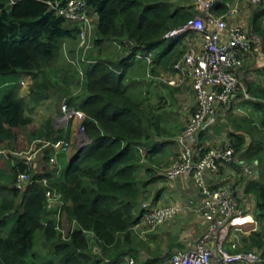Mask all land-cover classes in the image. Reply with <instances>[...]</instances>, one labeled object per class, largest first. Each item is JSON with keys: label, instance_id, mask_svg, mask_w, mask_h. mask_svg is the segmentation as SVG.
I'll list each match as a JSON object with an SVG mask.
<instances>
[{"label": "trees", "instance_id": "obj_1", "mask_svg": "<svg viewBox=\"0 0 264 264\" xmlns=\"http://www.w3.org/2000/svg\"><path fill=\"white\" fill-rule=\"evenodd\" d=\"M5 1L0 0V84H5L7 92L0 96V135L11 128L27 126L31 121L23 111L22 101L17 99L12 91V82L16 80L17 75L29 74L38 68H48L55 61L62 41L76 39L77 34V27L49 10L48 2L56 0H10L9 5H6ZM171 1L87 0V4L97 16L93 31V34L97 35V39L94 38L96 45L105 40L126 38L136 43V49H132L129 56L117 62V67H121L119 73L112 71L110 64L103 61L95 62L85 69V80L81 85L83 95H69L67 103L85 114L83 126L89 142L71 162L66 160L65 156L57 155L59 164L64 163L63 169L58 165L52 173L34 175L38 179L49 178L55 176L58 170V176L50 186L62 194L66 203L64 210L77 222L79 228L72 232L67 242H62L52 228L44 227L43 199L46 187L41 183H34L20 195L16 211L13 217L8 219L11 220L12 226L7 235H0V264H35L31 259L39 257L32 252L33 238L39 230L42 234L51 233V238H47L46 243L60 255L57 263L44 261L41 264H126L130 258H136L140 241H136L132 236L131 228L139 223L144 211L139 207L141 189L152 181L154 174L152 162L146 163L158 153L163 143L149 140L148 116L142 113L134 102L122 98L125 90L120 89L121 75L134 64L139 51H153V62H159L179 44L181 37L163 36L183 25L193 16L194 10L189 4L176 5ZM226 1L229 0H216L212 11L219 14L225 11ZM263 23L264 5H258L252 11L246 28L255 37L263 39ZM187 34L195 35L193 30H189L182 36ZM164 43L166 47L157 51ZM51 74H45L47 80L42 84L44 91L38 92L39 95L33 94L37 102L48 96L45 92L49 86L56 91L65 89L55 78H51ZM30 94L32 96L31 91ZM253 96L264 98V90L254 91ZM79 97L81 100L76 102L75 99ZM238 106L248 107L252 113L257 109L262 113L259 126L254 124L252 117L246 114L243 116L247 131L254 137L257 133L259 135L243 154L246 157L258 156L261 161L260 179L248 182L245 192L252 193L255 198L254 218L264 233V105L249 99L242 100ZM226 110L229 115L233 113L232 106ZM231 121L235 127L241 126V121ZM65 135H58L51 141L63 139ZM46 136L47 131L39 128L36 138ZM233 141L231 144L236 150H241L242 139L236 137ZM47 151L52 154L51 149ZM8 155V159H12L13 165L9 164L14 173L24 169L23 164L17 162V158ZM100 156L102 157L98 160ZM88 158L94 161L88 168L82 167L81 161ZM138 163L144 166L142 174L147 178H137ZM111 170V188L104 191L96 190L95 187L86 188L85 178L96 185H103L108 182ZM55 186H58V189ZM9 189L13 196L19 195L15 188ZM129 229L131 231L125 233ZM83 230L92 232L94 238H87ZM95 245L101 253L100 256L92 251ZM238 250L243 249L240 247L233 251Z\"/></svg>", "mask_w": 264, "mask_h": 264}, {"label": "built area", "instance_id": "obj_2", "mask_svg": "<svg viewBox=\"0 0 264 264\" xmlns=\"http://www.w3.org/2000/svg\"><path fill=\"white\" fill-rule=\"evenodd\" d=\"M216 0H194L200 13H195L180 27L164 34V38L181 35L193 30L198 37L197 43L191 44L185 53L173 64L174 77L169 80L172 86H182L189 83L195 94V109L183 126L181 134L175 137L178 154L171 165L163 169L166 178L172 180L181 174H191L199 189L200 200L198 209L202 219L207 223L206 230L190 248L175 250L169 258V264H257L260 255L256 250H238L239 236L261 230V227L251 214L253 210L243 207L237 200V195L230 182L210 185L207 176L217 174L221 167L231 166L236 172L240 168L245 176V186L259 177L260 168L255 158L244 161L232 144L204 148L198 143V134L206 127L207 120L214 117L216 107L227 109L232 102L250 99L243 81L238 76L242 69L243 58L253 50L256 42L254 35L246 27L236 22L228 21L237 16L243 3L250 6L264 5V0H229L225 2L226 10L222 13L212 11ZM49 10L56 16L77 27L76 47L74 57L66 55L67 62L73 67L79 78L83 76L82 63L85 55L94 46L92 34L95 28L96 15L87 0H56L48 2ZM93 14V15H92ZM136 47V43H133ZM136 49V48H135ZM139 51V50H138ZM140 52V51H139ZM143 55V54H142ZM150 55V53H148ZM136 57L141 58L137 53ZM147 59L148 56H146ZM242 113L240 110H236ZM85 114L63 103L60 115L55 124L58 127L75 124L79 133H84ZM41 143L33 147L34 143ZM72 143L64 139L54 141L33 140L25 151L6 150L0 147V155L8 158V154L22 163L23 170L15 171L13 187L19 192L24 191L34 183H41L44 190L43 205L45 218L44 227H50L60 232L63 239L70 238L76 229L75 221H70L72 232L64 234V218L66 212L62 194L50 186L58 176V170L53 177L36 178L30 175L36 159L42 149L52 150L51 156L56 160L59 152L71 149ZM234 166V167H232ZM144 209L142 219L150 228L171 220L176 216L180 207L176 203L151 206L142 203ZM243 227L247 228L243 231ZM96 246H93V251ZM132 260L128 261L132 264Z\"/></svg>", "mask_w": 264, "mask_h": 264}, {"label": "rangeland", "instance_id": "obj_3", "mask_svg": "<svg viewBox=\"0 0 264 264\" xmlns=\"http://www.w3.org/2000/svg\"><path fill=\"white\" fill-rule=\"evenodd\" d=\"M10 0H6V5H9ZM174 4H189L192 6V0H172ZM173 4V5H174ZM198 13L197 11H193V14ZM93 15V14H92ZM264 28V23H263ZM185 34V33H183ZM174 35L169 38L181 37L180 42L175 48L170 52V54L166 57H163L159 60V62H153L155 53L153 51L146 52L140 51L139 54H143L141 58L136 57L134 64L131 65L125 73H123L120 89L125 90V94L122 95L124 100H129L134 102L137 107H140L139 110L148 116L149 120L147 122L148 125V138L150 141H157L163 143V147L148 161L149 164L152 162L153 165L162 162L165 165L160 164V168L163 169L166 166L172 164L178 154V148L175 144V137L178 134H181L183 130L182 121L185 124L189 116L193 113L195 109V94L189 88L183 86H172L168 82L171 80L175 71L173 70V64L181 58V56L185 53V51L189 48L188 45H191L194 42L198 41V37L194 34H187L186 36ZM97 39V35L92 34V39ZM183 39V40H181ZM134 41H130L126 38L112 40V41H103L100 45H96L86 53L85 62H83L82 70L83 76L79 78V75L76 73L75 69L71 67V65L67 62L66 55L74 57V49L76 47V39H64L61 43V47L57 53L55 61L48 68H38L35 69L31 73H23L28 75L32 81L29 86V91L32 92V96L28 99L25 98L23 100L19 97V84L13 82L12 91L17 99H20L23 103V111L27 112L31 121L30 124L24 127H14L11 128L8 132H3L0 135V146L13 148L14 151H25L29 148L30 144L33 140L37 141H51L54 137L63 136V134H67V130L70 126L67 124L66 126L55 128V122L57 117L60 115V107L63 103H67V98L69 95L71 96H82L83 89L81 85L83 84L85 78V69H88L95 62L103 61L105 63H109L110 69L116 73H119L121 67H117V62L120 59L126 58L129 56V52L133 48ZM258 46L259 44H255ZM262 48H264V38L261 42ZM166 47V43L162 44L157 48V51L162 50ZM261 47L258 49L260 50ZM257 50V48H256ZM150 53V55H148ZM149 59H147V57ZM141 61H140V60ZM127 61V60H126ZM130 60H128L129 62ZM244 61V60H243ZM247 67L246 61L243 63L242 68ZM51 72V78H55L61 86L63 85L65 89L55 90L49 86L47 92H45L48 96L43 99L41 102H37L34 98V95H39L40 91H44V87L42 84L47 80L45 74ZM84 78V79H83ZM254 78L260 84H264V76L263 74L257 75L254 73ZM243 81V80H242ZM6 91L5 84H0V96ZM250 99L254 100L255 98L249 91L247 90ZM34 94V95H33ZM81 97L75 99L76 102L80 101ZM249 100V99H248ZM256 100V99H255ZM264 100V98H263ZM69 106V104H68ZM70 107V106H69ZM234 110H240L241 116H245L243 114L247 113L243 108L234 107ZM45 118L43 123L40 125V119ZM33 122V123H32ZM34 124V125H33ZM150 125H152L150 127ZM41 127L42 130L47 131V135L45 138H36L37 131ZM7 127H4L6 129ZM66 129V130H63ZM61 130V131H60ZM62 132H64L62 134ZM147 134V133H146ZM68 135H65L63 139L67 140ZM87 135V134H86ZM46 139V140H45ZM148 140V139H147ZM89 140L87 141V143ZM41 143H34L33 147H39ZM76 148V147H75ZM73 150V153L75 151ZM208 148V147H204ZM72 153V154H73ZM71 154V155H72ZM156 156V157H155ZM102 156L99 157L98 160L101 159ZM8 159V158H7ZM97 160V161H98ZM37 165L30 172V175H36L39 173H52L56 167H60L63 169L64 163L58 162V160L54 159L47 148L42 149L41 153L38 154L37 159L35 160ZM94 159L88 158L84 161H81V166L88 168L89 164L92 163ZM9 161H3L0 163V169L4 172L9 170L8 167ZM144 164V163H143ZM59 165V166H58ZM152 165V166H153ZM234 167V166H232ZM114 170V169H113ZM142 170H144V166L141 163H138V167L136 170V176L139 179L147 178L144 174H141ZM109 180L107 183L103 185H96L95 182L89 181L88 179H84V184L86 188L95 187L96 190L104 191L106 188H111V182H113V171L111 170L109 173ZM12 177V179H11ZM16 175H10L7 179V184L11 185L14 183ZM260 179V178H259ZM61 180V179H60ZM242 181V178H240ZM240 183V181H239ZM12 186V185H11ZM58 189V186H55ZM152 184L147 187V189L152 188ZM20 195L16 197L13 196L11 190L9 188H0V235H7L8 231L12 226L11 220H8L10 217H13V214L16 211L18 206ZM147 202L143 201L142 203ZM250 210L256 211V208ZM66 212V211H65ZM255 213V212H254ZM72 220L66 213V217L64 218V234L67 236L68 232H72L71 222ZM76 229L79 228L77 222L75 221ZM247 229L243 227V231ZM68 232H67V231ZM264 230V229H262ZM84 231V230H83ZM131 229L127 230L125 233H129ZM56 232V231H55ZM89 231H84V235L87 238L93 237L94 234L92 232L85 233ZM133 236V235H132ZM47 238H51V233L42 234L41 230L36 232L33 238V253L38 255L39 258H27L31 259L32 263L41 264L44 261H53L57 263L59 261L60 255L56 252L55 249H50L49 244L47 242ZM94 238V237H93ZM62 239L61 237L59 238ZM58 239V240H59ZM57 240V241H58ZM55 241V242H57ZM62 242H67L63 241ZM239 245L243 250H256L260 255V261L257 264L264 263V233L262 231L259 232H249L247 235L241 234L239 236ZM111 246V245H110ZM109 246V247H110ZM140 247H143L140 244ZM101 253H97L100 256ZM138 255H136V260ZM133 258V262L136 261ZM132 262V264H134ZM127 264V263H126ZM235 264H245V263H235Z\"/></svg>", "mask_w": 264, "mask_h": 264}, {"label": "crops", "instance_id": "obj_4", "mask_svg": "<svg viewBox=\"0 0 264 264\" xmlns=\"http://www.w3.org/2000/svg\"><path fill=\"white\" fill-rule=\"evenodd\" d=\"M192 7L194 11L200 13L198 7L194 4V0H192ZM255 8H257V6H250L247 3H243L240 8V14L229 18L228 21L236 22L241 27H248L249 18ZM254 39H256V42L253 44V50L246 53L243 58V63L246 61L247 67L242 68L238 72V76L241 80H243L246 91L248 90L251 95H253L254 91H260L261 89L264 90V84H260V82H257L258 79L256 80L254 78L255 72L258 76L261 74L264 76V48L261 46V37L254 36ZM255 44L259 45L256 46ZM260 47L261 49L258 50ZM31 81L32 79L23 73H19L16 77V80L14 81L19 84V97H21L23 100H25V98L29 99L31 97L29 91ZM183 85V87L189 88L190 91L192 90L189 83ZM253 97L256 99H252L254 103L261 102L264 105L263 98L255 96ZM237 104H239V102H232L231 106L233 107V113L231 112V115L228 114V110L223 108V106L218 105L216 107L215 116L207 120L206 127L198 134V143L202 147L209 148L231 144L234 142L233 140H235L236 137L242 139V149L238 150L239 157L244 159V161L252 158L257 160L260 172L259 177L255 181H258L261 173V161L258 156L246 157V155L243 154V151L246 150L248 145H250L252 142H255V137H259V135L257 133V136L254 137L249 133V131H247V123L244 121V117L234 110V107H237ZM243 110L247 112V116L253 118L254 124L259 126V121H262V113L260 110L257 109V111H253V113L248 107L243 108ZM26 114L28 113L26 112ZM231 119H237L241 121V126L235 127ZM40 120L41 121L39 124L41 125L45 118L43 117ZM182 125L184 126L183 121ZM55 128H57L56 124ZM67 131V134H69L67 141L72 143L71 149L66 152L58 153L61 156H65L66 160L70 158L76 145L82 142V134L77 131L74 123L69 126ZM231 135H233V137H231ZM40 153L41 152H39V154ZM3 161H9L7 167L9 170L4 172L2 169H0L1 189L12 187V184H7V179L5 178H8L14 173L10 165H13L12 159L10 157L7 159L6 157L0 155V163ZM160 164L165 165L162 162L153 165V179L151 182L146 183L141 189L142 195L140 196L139 207L141 209V204L143 201L149 202L151 206L176 203L179 205L180 211L171 220H166L154 228L148 227L142 218H140L138 224L131 228L136 241L139 240L140 244L143 246L140 247L137 245L138 258L137 260L135 258L136 261L133 262L134 264H169L170 255L175 250L192 247L204 233L207 227V223L202 219L198 209L200 194L191 174L184 173L179 177L170 180L165 177L164 173H162ZM36 165L37 163L35 166ZM236 169L237 170L235 172L229 165L221 167L217 174L207 176V183L210 185H215L224 182H230L236 192L238 202L247 209H254L256 205L253 194L244 191L245 176L243 171L240 168ZM142 173H144V170H142L141 174ZM240 178H242V181ZM150 184H152L153 187L147 189ZM130 259L133 261V258ZM128 261H126L127 264Z\"/></svg>", "mask_w": 264, "mask_h": 264}, {"label": "water", "instance_id": "obj_5", "mask_svg": "<svg viewBox=\"0 0 264 264\" xmlns=\"http://www.w3.org/2000/svg\"><path fill=\"white\" fill-rule=\"evenodd\" d=\"M83 122H84V119H81L80 122H79V124L81 125ZM81 139H82V142L76 145V148H75L74 153L72 152L73 154L68 159L69 162H71L72 159H74L78 155V153L81 151V149L83 148V146L85 144H87V141L89 140L88 139V136L86 135V133H82V138Z\"/></svg>", "mask_w": 264, "mask_h": 264}, {"label": "clouds", "instance_id": "obj_6", "mask_svg": "<svg viewBox=\"0 0 264 264\" xmlns=\"http://www.w3.org/2000/svg\"><path fill=\"white\" fill-rule=\"evenodd\" d=\"M96 15V14H95ZM96 20H97V16H96ZM181 40H183V39H181ZM194 43H197V42H194ZM194 43H192V44H194ZM190 45H188V47H189ZM134 48H136V47H133L132 49H134ZM131 49V50H132ZM12 84H13V82H12ZM243 115H245V114H243ZM86 118V117H85ZM85 133V132H84ZM176 144V143H175ZM15 174V173H14ZM53 181V180H52ZM12 187H13V184H12ZM14 188V187H13ZM26 190V189H25ZM24 190V191H25ZM24 191H22V192H19V194H22ZM149 203V202H148ZM150 204V203H149ZM142 205V204H141ZM151 205V204H150ZM155 207V206H154ZM141 209H143L142 207H141ZM251 214L254 216V213L253 212H251ZM142 215H143V213H142ZM45 217V216H44ZM141 218H142V216H141ZM256 220V219H255ZM53 230V229H52ZM76 230V229H75ZM55 231V230H54ZM259 231H261V230H258V231H255V232H259ZM87 233H89V232H87ZM56 234H58V236L59 237H61L62 238V235H61V233L60 232H57L56 231ZM70 238H68V239H61V240H63V241H68ZM96 246V248H95V250H97L98 251V253H99V250H98V247H97V245H95ZM240 248V247H239ZM92 251H93V247H92ZM93 253H96V251H93ZM97 254V253H96ZM129 264V263H128Z\"/></svg>", "mask_w": 264, "mask_h": 264}]
</instances>
